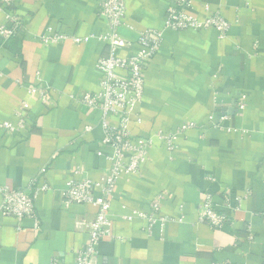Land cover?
Returning <instances> with one entry per match:
<instances>
[{"label": "crops", "instance_id": "0c3cea01", "mask_svg": "<svg viewBox=\"0 0 264 264\" xmlns=\"http://www.w3.org/2000/svg\"><path fill=\"white\" fill-rule=\"evenodd\" d=\"M102 1L15 0L18 34L0 37V187L51 188L35 200L40 231L32 219L18 223L0 211V264H74L88 241L86 225L98 209L65 207L63 193L71 179L97 182L107 175L111 149L103 143L102 113L68 95L99 91L97 65L110 55L109 44L99 39L108 31ZM175 1L126 0L121 36L135 44L140 33L163 30ZM191 2L200 20L208 15L206 5L219 11L230 32L221 40L213 30H164L144 73L136 109L141 122L130 124L137 141L154 137V145L144 171L117 183L112 236L98 247L99 264H264V0ZM5 22L0 12V26ZM48 33L70 39L47 47L40 38ZM32 87L48 88L50 101L31 95ZM23 103L26 131L6 133L1 125L16 123ZM223 121L230 132L214 128ZM108 123L116 126L119 119ZM160 135H176L173 152ZM207 196L228 218L226 228L200 222ZM159 197L168 222L150 229L142 215L152 214ZM2 202L0 194V207Z\"/></svg>", "mask_w": 264, "mask_h": 264}, {"label": "built area", "instance_id": "2783aa9c", "mask_svg": "<svg viewBox=\"0 0 264 264\" xmlns=\"http://www.w3.org/2000/svg\"><path fill=\"white\" fill-rule=\"evenodd\" d=\"M15 0H0V12L4 14L6 22L0 26V37L8 41L18 34L20 24L12 11ZM191 0H176L168 10L163 30L151 29L140 33L136 43L125 40L120 30L126 27L125 16L127 12L126 0H103L100 15L107 23L108 31L99 37L101 41L109 44L110 55L98 62L97 69L102 75L99 91L86 93L80 97L68 95L71 101H76L85 108L99 110L102 113V129L104 131L103 143L111 149V168L107 175L99 181L88 179H71L63 193L65 207L72 205L90 204L98 209L95 218L87 223L88 241L85 247L79 251L74 264H99L98 247L101 242L111 237V205L118 181L124 176H136L144 171L149 163V150L154 145V137L137 141L130 130L132 121L141 122L136 114L138 105L142 102L145 89V70L153 61L160 49L164 30L175 32L185 31H215L219 39L227 38L231 24L223 18L219 11H212L206 5L208 14L204 20L198 19L193 13ZM70 38L65 35L48 33L40 38L41 42L49 47L58 45ZM75 43H81L79 38L72 39ZM137 50L127 57L119 56L123 50ZM124 75H120V73ZM28 91L33 96H38L43 104L50 101V93L46 87H32ZM245 96L238 101L239 110L245 109ZM28 104L23 103L16 113V123L5 122L1 128L9 134L23 133L27 128L26 112ZM117 117L119 124L110 125L108 119ZM225 120V119H224ZM224 122L214 125L218 130L232 129L224 126ZM195 127L194 124L185 126L182 130ZM88 128L87 131H90ZM169 152L175 149L176 135L165 137L160 135ZM79 171L75 172L78 175ZM51 188L44 184L35 186L30 190L12 191L7 187H0L3 202L0 211L3 216L22 223L27 219L34 221V228L40 231L39 222L36 219L35 200L41 192H48ZM99 196L96 197L95 194ZM240 203V201H239ZM161 197L153 203L152 214L147 218L150 229L160 224L164 227L168 219L160 215ZM264 218V214H263ZM199 220L212 228L224 229L228 225V218L217 211L211 196H207L200 210ZM21 227L19 226V230ZM50 264H59L57 260Z\"/></svg>", "mask_w": 264, "mask_h": 264}]
</instances>
